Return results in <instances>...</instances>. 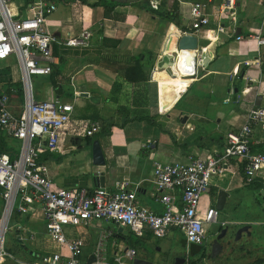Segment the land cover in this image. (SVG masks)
Masks as SVG:
<instances>
[{
  "label": "crops",
  "instance_id": "obj_1",
  "mask_svg": "<svg viewBox=\"0 0 264 264\" xmlns=\"http://www.w3.org/2000/svg\"><path fill=\"white\" fill-rule=\"evenodd\" d=\"M31 1L16 2L19 15L27 14ZM56 1L57 9L48 18L47 28L57 38L52 44V52L58 60L52 63L50 74L37 79V91L32 86V92L39 101L58 99L73 103L74 112L71 123L60 136L57 149L48 151L52 156L42 163L49 168L55 188L87 187L93 190L101 184L96 180V173L104 174L103 187L115 190L116 181H130V188L138 187L139 202L162 213L161 193L153 182L155 162L186 161L189 154L205 156L221 149L226 145L227 133L238 131L245 124L252 107H264V45L250 38V35L256 34L264 37V0H236L237 15L230 20V31L220 34L218 40L210 41L205 38L206 32L197 31L199 49L188 52L196 57L195 74L189 77L179 61V58L183 59L182 54L175 66L168 64L176 62L177 34L194 32L190 13L192 3H207L208 28L215 29L219 23H226L218 16L219 6L224 0H161L159 8L166 10L177 2L179 25L147 9L146 6L150 8L148 0H142L141 6L115 0ZM232 27L235 32L231 31ZM85 30L92 33L88 45L64 43L70 37L80 36ZM238 35L245 38L238 40ZM104 37L119 42L117 45L112 41L104 43ZM204 47L206 50H203ZM141 54L148 79L128 80L126 70ZM13 59L18 63L14 56L0 64V83L6 87L10 81L9 89L13 94L10 108L18 115L25 102V88L20 64L19 80L10 70ZM161 72H165L166 77L158 78ZM177 79H188L187 87L180 89ZM115 83L122 85L120 92L113 93ZM248 86H251L250 90L246 89ZM182 101V109L175 112ZM15 103L19 106L18 112L14 109ZM124 114L131 118L149 115L156 124L135 120L122 127L119 123ZM93 120L112 122L114 126L108 133L101 131L91 137L80 134V124ZM11 138L8 136V139ZM96 139L100 141L105 156L103 166L93 163V142ZM18 141L22 149V142ZM252 149L254 152L264 150V129L260 127H256ZM241 167L239 161L233 160L232 168L225 176L213 180L209 193L211 198L217 200L219 189H225L229 195L249 189V184L242 179ZM214 189L216 194H213ZM175 194L179 197L178 191ZM2 206L0 199V213ZM14 219L16 226L27 225L39 232L46 228L41 209L35 216L16 211ZM107 228L114 231L105 246L110 264H117L115 254L127 248H134L136 257L145 258L143 253L147 251V245L163 239L151 233L139 237L117 222L94 220L79 231L68 229L69 237L84 238V264L94 255L101 230ZM157 244L160 247L159 242ZM184 245L193 249V245L189 247L186 240ZM20 247L28 253L17 248L20 253L15 257L29 262L35 258L37 251H43L41 248L47 245L41 240L36 252L32 247ZM209 253L212 256L211 250ZM126 262L133 264V260L126 259ZM186 262H190L189 259Z\"/></svg>",
  "mask_w": 264,
  "mask_h": 264
},
{
  "label": "built area",
  "instance_id": "obj_2",
  "mask_svg": "<svg viewBox=\"0 0 264 264\" xmlns=\"http://www.w3.org/2000/svg\"><path fill=\"white\" fill-rule=\"evenodd\" d=\"M148 1L150 7L159 9L161 0ZM56 9V0H32L27 14L19 15L12 0H0V61L16 57L25 88V102L17 115L10 108L12 92L0 83V131L22 142L17 158L0 152V199L3 201L0 258H11L19 264H84V238L69 237L68 229L79 231L94 220L117 222L139 237L151 233L156 238H164L171 231L180 230L189 247L211 242L208 241L210 226L220 225L215 232L217 236L227 221L219 220L220 210L214 206L201 209L202 198L210 193L213 180L225 176L232 168L233 160L242 164L240 173L246 184L262 183L264 196V150L254 152L252 149L256 127L264 129V107H252L245 124L238 131L227 133L226 145L221 149L205 156L189 154L186 161L155 162L153 182L161 193L162 213L142 205L137 196L138 187L130 188V181H116L115 190L101 186L93 190L87 187L55 188L49 168L40 162V156L57 149L61 134L71 123L74 105L58 99L36 100L32 92V76L50 74L52 63L58 60L52 52V44L57 38L47 28V20ZM206 9L207 3L191 4L194 32H180L178 39L184 34L196 35L197 31H203L206 32L203 37L214 41L220 34L229 33L230 20L237 15L236 0H224L219 6V19L226 20V23H219L215 29L208 28L210 18ZM231 31L235 32V28L232 27ZM91 35L89 30H85L64 43L86 46ZM244 38L237 36L238 40ZM250 38L264 45V37L259 34L250 35ZM184 51L187 53L183 66L189 77L195 74L196 59L188 60L191 55L188 52H194L192 50H177L176 63ZM246 89L250 90L251 86ZM80 125L84 136L91 137L103 129V124L97 120ZM177 191L179 197L175 194ZM39 209L46 221L45 230L39 232L18 224L15 227L16 239L19 245L32 247L34 252L41 240L47 247L37 251L32 261L19 260L5 246L6 234L12 230L10 223L16 211L35 216ZM113 235L112 229L101 230L93 264H110L105 246ZM136 255L134 248H127L115 254V262L126 264V259L132 261Z\"/></svg>",
  "mask_w": 264,
  "mask_h": 264
},
{
  "label": "rangeland",
  "instance_id": "obj_3",
  "mask_svg": "<svg viewBox=\"0 0 264 264\" xmlns=\"http://www.w3.org/2000/svg\"><path fill=\"white\" fill-rule=\"evenodd\" d=\"M18 3V0H13ZM10 70L14 72L17 80L20 79V66L16 62L15 59L10 61ZM6 63L5 62H1ZM43 76H32V86L33 90L37 91V79ZM16 104V103H15ZM184 102H180L178 106L175 108L176 111H180L183 107ZM15 111H19V106L15 105ZM79 133H83V128L80 127ZM8 146L13 148L16 152L21 150V145L19 141L15 138H11L7 140ZM250 192L251 194H249ZM212 206H216V201L214 197L208 194H205L202 198V209H205ZM22 221V219H19ZM219 220H226L228 232L225 238L222 240L223 250L220 254H218L215 258L212 259L210 257L211 248L206 246V256L203 260L204 264H260L257 263V260L262 257L264 258V254L262 251L264 249V196L261 192V189L251 190L247 189L245 191L238 190L236 192L230 193L227 199V204L223 210H220ZM23 222V221H22ZM16 221L13 217L10 226H12V230L6 234V243L5 246L7 250L11 251L15 256V250L18 248V242L16 239L15 225ZM252 225V235L251 237L248 234L244 233L242 236L236 240V232L238 228L243 225ZM36 226V225H35ZM220 225L214 224L210 226V232L208 234V241H213L216 236V231L218 230ZM184 234L180 230H173L170 234L164 237L159 242L160 247L158 246V242L154 240L152 243H149L146 247L147 251L143 253V256L155 263L161 264H172L173 257L177 254H181L184 251H187V246L184 245L183 242ZM166 244V245H165ZM159 248L161 252L159 251ZM209 251V252H208ZM169 257H166V255ZM189 259L196 258V255L193 253H189ZM18 264L14 259L3 257L0 258V264ZM264 264V262L262 263Z\"/></svg>",
  "mask_w": 264,
  "mask_h": 264
},
{
  "label": "trees",
  "instance_id": "obj_4",
  "mask_svg": "<svg viewBox=\"0 0 264 264\" xmlns=\"http://www.w3.org/2000/svg\"><path fill=\"white\" fill-rule=\"evenodd\" d=\"M134 5H142V0L139 1V2H135L133 3ZM147 9L153 11V12H156L157 14H159L162 18H165V19H168L170 21H173L175 22L177 25L180 24V21H179V14L177 13V2H175L171 8H169L168 10L166 9H153L152 7H147ZM112 41L111 39H108L106 37L103 38V42L104 43H108ZM114 44L118 43L119 41L118 40H114L112 41ZM117 45V44H116ZM142 57V54L137 58V60L135 61L134 65L131 66V67H128L127 70H126V73H125V77L128 79V80H131V81H139V80H146L148 79L147 77V74L145 73L144 71V63L141 59ZM11 86L10 84V81L7 83L5 89H7L9 92H10V89L9 87ZM122 88V85L120 83H115L114 84V87H113V93H116V92H120ZM60 91V88L57 90V92L59 93ZM114 98L115 100L118 99L117 97H112ZM125 116L123 117V120L121 123H119V125H121L122 127H124L128 122H131V121H135V120H146L149 122V124L151 125H155V121L154 119L147 115V116H135V117H130L129 115H126L124 114ZM103 124V129L101 131L103 132H110L111 131V128L114 126V123H102ZM8 136L3 132V131H0V152H9L11 153V158H17L18 155H19V152H16L13 148L9 147L8 146ZM49 156H52V153L51 152H48L46 151V153L44 154H41L40 156V162H44L45 159H47ZM243 171V170H242ZM247 187L251 190H260L261 187H262V183H259V182H253V183H250L249 185H247ZM213 194H216V189L213 190ZM1 203H3L2 199H1ZM183 242L185 244V239H183ZM21 245L18 244V248L21 249V251H23L24 253H28V251H25L24 248L20 247ZM193 250H195L196 254H199V257H196L194 259H189L190 263L191 264H204L203 263V260L206 256V248L204 246H199V245H193ZM16 254L19 255V250H15ZM264 254V253H263ZM210 257L212 259H217V258H214L210 255ZM264 262V258L260 257L258 260H257V263H262ZM185 264V263H184Z\"/></svg>",
  "mask_w": 264,
  "mask_h": 264
},
{
  "label": "water",
  "instance_id": "obj_5",
  "mask_svg": "<svg viewBox=\"0 0 264 264\" xmlns=\"http://www.w3.org/2000/svg\"><path fill=\"white\" fill-rule=\"evenodd\" d=\"M118 2H130V3H135V2H139L141 0H115ZM199 49V38L198 36L194 35V34H184L179 38V42H178V50H192V51H196ZM195 56V55H194ZM188 60L191 62L193 60H195V57H193L192 55L188 56ZM170 66H175L176 62L175 61H170L168 63ZM261 96H259L258 99L261 100ZM93 163L95 165L98 166H103L106 163L105 160V156L103 153V149L101 146V143L98 139L94 140L93 142ZM96 173V180H98L99 182H101V184H99V186L103 187L105 186V178L106 176L104 174H99ZM229 193L228 191H226L225 189H219L218 190V196H217V200H216V208L219 210H223L225 208V205L227 204V199H228ZM228 232V228H224L220 231V233L214 238L213 240V244H212V256L216 257L218 254L221 253V251L223 250V243L221 241L222 238H224L226 236ZM243 233H247L248 235H251V230H250V225H244L241 226L237 232H236V240H238ZM183 262H175V264H183L185 263L186 259H183ZM96 261V258L94 255H91L89 257V260L87 262V264H93ZM133 264H158L155 262H152L148 259L145 258H141V257H135L133 259Z\"/></svg>",
  "mask_w": 264,
  "mask_h": 264
},
{
  "label": "flooded vegetation",
  "instance_id": "obj_6",
  "mask_svg": "<svg viewBox=\"0 0 264 264\" xmlns=\"http://www.w3.org/2000/svg\"><path fill=\"white\" fill-rule=\"evenodd\" d=\"M224 228H229L227 225L225 227H221L220 231ZM219 234V233H218ZM225 238V237H224ZM222 238L221 241L224 239ZM213 243V242H212ZM212 243H206L205 245H203L204 247L208 246V244L210 245V248L212 247ZM189 253H194L193 249H188L187 251H184L183 253H181L180 255H177L174 257L172 264H175V262H183V259H186L185 262L189 259ZM211 253H212V248H211Z\"/></svg>",
  "mask_w": 264,
  "mask_h": 264
},
{
  "label": "bare ground",
  "instance_id": "obj_7",
  "mask_svg": "<svg viewBox=\"0 0 264 264\" xmlns=\"http://www.w3.org/2000/svg\"><path fill=\"white\" fill-rule=\"evenodd\" d=\"M186 53L187 52L180 53V55L181 54L183 55V57H182L183 59H184V56H185ZM191 55H193V54H191ZM183 59L181 60V58H179L180 63H183ZM183 68H184V66H183ZM184 73L186 74L185 68H184ZM156 75L157 74H155V76H154L155 79H157ZM159 77L160 78L166 77L165 72H161L160 74H158V78ZM188 83H189V80L188 79H185V80H183V79H177V82H176V84L179 85L180 89H185V87L188 85Z\"/></svg>",
  "mask_w": 264,
  "mask_h": 264
}]
</instances>
